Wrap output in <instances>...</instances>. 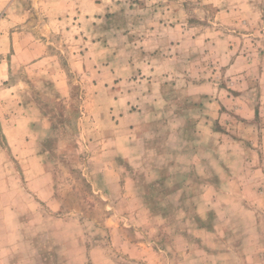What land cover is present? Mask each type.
Masks as SVG:
<instances>
[{
	"label": "rangeland",
	"instance_id": "obj_1",
	"mask_svg": "<svg viewBox=\"0 0 264 264\" xmlns=\"http://www.w3.org/2000/svg\"><path fill=\"white\" fill-rule=\"evenodd\" d=\"M176 1L102 0L44 36L51 74L11 65L0 264H264V0Z\"/></svg>",
	"mask_w": 264,
	"mask_h": 264
},
{
	"label": "crops",
	"instance_id": "obj_2",
	"mask_svg": "<svg viewBox=\"0 0 264 264\" xmlns=\"http://www.w3.org/2000/svg\"><path fill=\"white\" fill-rule=\"evenodd\" d=\"M171 1L175 2L176 0ZM229 1L232 0H206V3L216 7V13L212 15L214 17L238 14L240 16L239 8L241 6L237 4L233 8H229L227 6ZM176 3V8L163 10L161 17L163 15L174 17L175 24L170 27L174 32H180L186 27L184 28L185 24L179 21L180 2L176 1ZM182 3L181 6H183ZM102 8H105L102 0H0V109L7 108V102L16 105V108L12 109L14 112L22 106L16 90L21 84H6L12 64L23 65L28 71L29 77L41 72L51 74L50 67L54 62V56L47 52L49 42L44 39V36L55 31V28L58 27L57 24L60 25L68 15H83L85 17L92 14L95 16L101 13ZM36 15H44L45 18L40 21L43 22L42 25L36 23ZM222 36L223 32L220 27L208 25V33L194 34L190 36V40L198 43L200 41L198 39H201L205 44L204 49L208 48V53L209 49H213L216 55L222 58L223 55H220V52L223 49V44H217V39L222 42ZM224 41L226 48L230 51V43L228 40ZM179 45L181 44L176 42L173 47L177 48ZM188 47H190L188 51L190 53L195 50V46ZM235 57V59H239L238 55ZM175 58L178 60V55L173 52L171 59ZM209 73L208 71V90L216 93L219 86L213 81V75Z\"/></svg>",
	"mask_w": 264,
	"mask_h": 264
}]
</instances>
